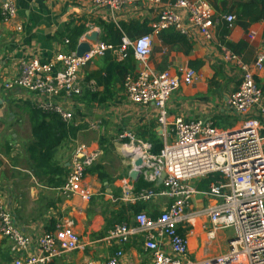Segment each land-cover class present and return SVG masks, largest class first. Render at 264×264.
<instances>
[{"label":"crops","instance_id":"crops-1","mask_svg":"<svg viewBox=\"0 0 264 264\" xmlns=\"http://www.w3.org/2000/svg\"><path fill=\"white\" fill-rule=\"evenodd\" d=\"M209 1L218 13L234 15L236 0H212L216 6ZM14 2L17 7L14 20L3 22L0 10V201L13 214L19 230L31 238L30 253H39V240L45 232L58 236L64 228L72 227L78 234L83 247L55 257L49 264H106L119 250L123 251L121 264H150L151 254L145 249L140 234L126 244L107 241L116 225L134 223L136 210L157 217L170 203L167 196L160 194L163 188L159 184L156 185L158 194L150 201L134 197L136 182L141 177L136 181L130 178L134 158L124 152L121 147L124 141L119 140V135L131 131L141 140L150 143L158 140L164 147V132L169 131V127L161 125L154 105H137L128 99L123 74L114 69L112 63L119 62V57L109 52L95 58L81 71L84 92L80 98L73 101L54 98L56 103L74 110L72 124L77 129L56 149L48 164V173L36 167L30 154V148L37 143L33 118L44 120L38 118L35 111L48 98L23 89H6L5 83L19 74L22 60L38 58L48 63L58 52L68 51L63 40L69 25L87 29L79 38L80 43L85 34L92 32H98L101 41V24L113 23L118 27L134 24L135 29L125 33L129 38L138 36L135 30L142 33L144 29H151L153 51L149 63L154 70L169 71L181 78L189 68L197 73L193 84L183 81L168 102L169 122L203 120L222 130H235L241 127L243 119L234 113L229 101L241 84L242 73L236 64L224 60L223 48L232 51L229 45L244 42L246 47L240 57L253 65L257 57L264 54V21L249 27L236 22L228 28L226 21L221 20L212 40L192 30L189 36L184 35L187 43L167 45L159 34L153 33L158 8L152 4H133L112 12L108 8H95L90 0ZM223 28L228 29L225 35L221 34ZM132 60L133 70L138 69L135 58ZM256 78L264 83V69L258 71ZM253 117H258V113ZM260 118L264 126V117ZM78 144H86L90 152L98 153L91 167L93 172L86 174L82 184L93 194L90 201L79 196L66 198L60 191L71 170ZM99 174L104 177L101 179ZM127 185L134 193L125 197ZM215 203L208 190L198 189L191 210H201ZM212 230L208 218H199L182 231H187L192 259L225 254L220 236L218 238L219 231L223 230H215V239H210ZM17 258L12 252V242L0 235V264H14Z\"/></svg>","mask_w":264,"mask_h":264},{"label":"built area","instance_id":"built-area-1","mask_svg":"<svg viewBox=\"0 0 264 264\" xmlns=\"http://www.w3.org/2000/svg\"><path fill=\"white\" fill-rule=\"evenodd\" d=\"M90 1L95 8H108L112 12L133 4H152L158 8V21L153 29L156 34L174 28L189 36L193 30L206 40H212L221 20H225L229 28L236 21L233 14L218 13L209 0ZM0 10L3 22L12 21L17 15L14 0H3ZM130 49L139 68L125 77L128 99L137 105H154L159 122L163 127H169V131L164 132L165 145L158 155L152 152L150 142L139 139L131 131H124L119 140L124 141L121 144L124 152L133 147L136 156L143 159L142 176L148 182L162 186L160 194L167 196L170 203L157 217L140 212L135 215L133 224L116 225L107 241L126 244L140 234L145 249L151 254L150 264H264V126L260 118L264 117V93L256 81L258 71L264 69V54L250 65L235 52L223 48L224 60L236 64L242 73L241 84L229 101L234 113L243 119L241 127L235 130H222L203 120L169 122L168 102L183 81L193 84L197 73L189 68L181 78L169 71L154 70L149 63L153 51V35L150 33L135 39L124 34L120 45L99 41L92 44L91 50L82 57L75 50L58 52L48 63L38 58L22 60L19 74L6 82L5 87L46 96L47 102L40 107L71 122L74 110L66 109L54 98L73 101L80 97L84 92L81 71L85 67L108 52L126 60ZM254 113H258V117H253ZM97 158L98 153L90 152L86 144L77 145L71 170L60 188L64 197L79 196L85 201L93 198L82 184L88 168ZM163 174L165 178L158 185ZM210 175L214 180L209 185L208 194L216 203L201 210H191L192 200L198 193V182ZM132 191L133 188L127 185L125 197L132 195ZM134 194L137 200L150 201L158 192L152 187ZM199 218L210 220L213 227L209 232L210 239H215L218 230L233 231L234 240L229 241L228 252L202 260L190 257L188 234L182 231ZM0 235L12 242V252L18 255L14 264H49L55 257L83 247L78 234L72 227H67L58 236L45 232L39 240V253H30L31 238L19 230L13 214L2 201ZM122 256L123 251L119 250L106 264H121Z\"/></svg>","mask_w":264,"mask_h":264},{"label":"trees","instance_id":"trees-1","mask_svg":"<svg viewBox=\"0 0 264 264\" xmlns=\"http://www.w3.org/2000/svg\"><path fill=\"white\" fill-rule=\"evenodd\" d=\"M212 1V0H211ZM212 3L215 5L214 1ZM216 6V5H215ZM234 15H236V22L241 23L244 27H249L254 23H258L264 21V0H236L235 2V10H233ZM135 25L131 24L129 26L119 25L113 23H104L101 24V29L103 31L101 42L110 43L113 45H120L122 43V38L127 31H133L135 29ZM228 27V24H227ZM229 28V27H228ZM87 29L85 26H75L72 28V25L68 26V29L65 33L64 43L66 40L69 41L67 47L69 48L66 52H74L79 44V38L83 35ZM151 29H144L142 33H139L138 30H135V33L138 34L137 37L148 34ZM228 33L227 28H223L221 34L225 35ZM161 40L167 45H177L180 43H187V37L181 34L179 31L174 28H169L163 30L159 34ZM135 37V38H137ZM133 36L131 39H135ZM246 44L244 42L238 43L237 45H229V48L235 52L237 55H241L242 51H244ZM129 57L126 60H119L116 62H112L114 69L120 70L123 74V78L125 80L126 74H128L130 70H133V50H128ZM109 53V52H108ZM122 61V62H120ZM125 63V64H123ZM129 71V72H128ZM107 72H110V66L107 68ZM259 87L262 91H264V83H260V80L256 78ZM124 85V83H123ZM264 93V92H263ZM82 96V95H81ZM80 96V97H81ZM79 97V98H80ZM78 98V97H77ZM36 116L38 118H44V120L34 119L33 118V133L37 138V143L30 148V154L32 159L36 163V167L39 169H44L45 173H48L50 167L48 164L53 160L55 151L59 147V145L63 142V140L68 137L69 133L75 134V130L77 129L71 122H66L62 119V117L53 112V111H45L42 108H38L35 111ZM46 121V119H48ZM153 148L152 152L155 155H158L162 149L163 144L160 141L156 140L154 143H151ZM93 166V165H92ZM91 166V167H92ZM88 168L87 173H92V169ZM100 178L104 177L103 174H99ZM214 180V176L210 175L208 178L203 179L200 183H198V189H209L210 183ZM55 184H61V182H56ZM157 184H153L144 179L143 176L136 182L135 192L139 193L142 190H146L154 187L156 188ZM137 213H140L141 210H136ZM121 225V224H119Z\"/></svg>","mask_w":264,"mask_h":264},{"label":"water","instance_id":"water-1","mask_svg":"<svg viewBox=\"0 0 264 264\" xmlns=\"http://www.w3.org/2000/svg\"><path fill=\"white\" fill-rule=\"evenodd\" d=\"M99 42V33L92 32L91 34H85L84 40H82L76 49L77 55L79 57L84 56L91 50L92 44ZM128 157L134 158L133 163V170L130 173V178L134 181L138 180L142 175V169L144 168V162L142 158H138L135 154L133 147H128L126 150ZM165 178V174L162 175L161 179L159 180L158 184H162L163 179ZM234 238H231L229 241H233Z\"/></svg>","mask_w":264,"mask_h":264},{"label":"rangeland","instance_id":"rangeland-1","mask_svg":"<svg viewBox=\"0 0 264 264\" xmlns=\"http://www.w3.org/2000/svg\"><path fill=\"white\" fill-rule=\"evenodd\" d=\"M210 228V227H209ZM219 235H218V238L220 236V241L223 245V250L224 252H228V248H229V240L231 238H233L234 236V233L231 229H227V230H223V231H219ZM213 243V242H212ZM210 244V243H209Z\"/></svg>","mask_w":264,"mask_h":264}]
</instances>
